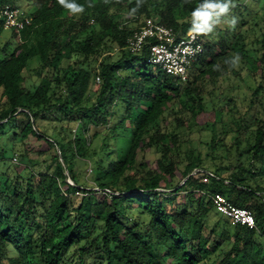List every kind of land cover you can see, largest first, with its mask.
<instances>
[{"label":"trees","instance_id":"trees-1","mask_svg":"<svg viewBox=\"0 0 264 264\" xmlns=\"http://www.w3.org/2000/svg\"><path fill=\"white\" fill-rule=\"evenodd\" d=\"M23 2L31 21L22 30H5L0 18V37L9 32L0 45V138L12 139L0 144V264H264V25L248 5L232 0L220 20L235 25L204 35L181 83L146 62L148 44L130 54L126 40L147 17L186 33L203 0H74L84 7L75 14L58 0H0V9ZM242 70L248 92L221 91L202 127L209 141L183 153L180 130L206 111L207 87ZM31 136L46 145L36 151L42 161L26 158ZM119 138L128 139L125 153ZM14 142L26 164L11 172ZM216 150L234 156L204 168ZM145 151L156 155L148 175L137 162ZM59 159L66 170L51 173ZM196 169L212 176L203 182ZM86 174L106 193L90 190ZM215 192L250 210L255 228L231 226L208 199Z\"/></svg>","mask_w":264,"mask_h":264},{"label":"built area","instance_id":"built-area-1","mask_svg":"<svg viewBox=\"0 0 264 264\" xmlns=\"http://www.w3.org/2000/svg\"><path fill=\"white\" fill-rule=\"evenodd\" d=\"M0 18L3 20L5 30L10 28L22 30L31 21L20 8L10 6L0 9ZM145 44H148L149 49L146 62L184 83L189 78L193 64L204 50V35H196L189 30L180 34L172 27L147 17L127 38L125 50L130 54H138ZM191 174L200 176L203 182H207L209 176H212L205 175L200 169L194 170ZM208 199L215 211L226 218L231 226L255 228L254 216L250 210L235 206L220 192L209 194Z\"/></svg>","mask_w":264,"mask_h":264},{"label":"rangeland","instance_id":"rangeland-1","mask_svg":"<svg viewBox=\"0 0 264 264\" xmlns=\"http://www.w3.org/2000/svg\"><path fill=\"white\" fill-rule=\"evenodd\" d=\"M240 2L245 3L246 5H248V7L251 10L252 14L256 15V19L259 21L260 25L263 26L264 25V0H240ZM22 11L24 14H26L25 12H28L30 10V5H28L27 3H21L20 5ZM226 24V22H224V20H221V24L217 25L216 27H223ZM129 25H133L136 26V22L134 21H130ZM9 32L5 33L3 37H0V45H3L6 41V37L8 36ZM38 66L36 61H33L30 66H29V70L24 71L23 74L27 75V73L29 71H31V69H34ZM246 70H242L241 73L238 76L235 77H231V80H221V79H213L212 80V84H210L207 87V93L204 95V103L207 107L205 112H201L194 120L195 125L192 121V123H190L189 125H185L183 128H181L180 130V142H181V151L184 152H188L191 149H198L199 148V142H206L209 141L210 139V134L208 132H205L204 130H202V127L205 123H212L213 122V105L214 103L217 104V101H219V93L222 91L223 94H226L227 96L233 94L235 95L236 93H239L240 91H245L248 92V85L251 84V80H244L243 79V75L245 74ZM96 83H98L97 79H96ZM239 106H242L241 103L238 104ZM244 107V106H242ZM242 111L244 110V108H241ZM226 111H228V109H226ZM223 130H226V124H222ZM11 137L7 136V137H1L0 138V144L3 145V143H7L9 144V146H11ZM30 145L32 146L33 149L28 150V155H27V159H30L31 161H42L43 159L46 158V155H40L38 156L36 151H41V152H45L46 151V145L44 142L39 141L37 139H35L34 137H30ZM228 140V138H227ZM127 144H128V139H118L117 140V146L118 148H120V153L122 152H126V148H127ZM202 146V145H201ZM14 152L11 151H7V155H6V162L9 163L10 165H12L13 167L11 168V172L12 170H17L20 171L21 169H23L24 165L26 164V158H19V156L21 154L25 153V149L24 147L20 144V143H16L14 142ZM35 149V150H34ZM206 151V148H204V146L202 147V154L204 155ZM234 156V151L231 150V154L225 153L223 150H216L211 152V154H209V156L205 157L204 156V162H203V167L213 171L217 166H222L225 167L228 165V158L232 159ZM14 158H16L14 160ZM155 159H156V155L152 152L149 151H145L144 152V156H142L141 153H139L137 162H145V168H144V175H148V171L150 169H153L156 167L155 164ZM49 163V162H48ZM61 168H59L60 166ZM6 165L3 163H0V171L5 169ZM15 167V168H14ZM60 169H64L63 163L60 161V159L58 161H54L51 164L50 167V172L51 173H58L60 171ZM87 167L85 165H81L79 166V171H84L86 170ZM88 172V169L86 170ZM66 174V172H65ZM224 176H227V173L223 174ZM81 178H84L87 180V187L90 190H94L97 192V194H102L104 191L100 190L95 184L94 181L92 180V178L89 177L88 174H86L85 177L81 176ZM67 181L69 183H71V180L69 178H67ZM182 183V181H181ZM180 183V184H181ZM80 197L78 198L77 201H80ZM182 201V198L180 196H177L176 198V203H179ZM262 201V200H260ZM82 206L83 208L86 210L88 207V199L83 195L82 197Z\"/></svg>","mask_w":264,"mask_h":264},{"label":"clouds","instance_id":"clouds-1","mask_svg":"<svg viewBox=\"0 0 264 264\" xmlns=\"http://www.w3.org/2000/svg\"><path fill=\"white\" fill-rule=\"evenodd\" d=\"M58 3L73 14L84 11V7L77 5L74 0H58ZM230 6H235L232 0H203V3L195 8L191 14V28L189 31L196 35L212 33L214 28L221 24L220 18L229 13ZM226 22L232 26L236 23L235 18ZM232 63L235 65V61Z\"/></svg>","mask_w":264,"mask_h":264},{"label":"water","instance_id":"water-1","mask_svg":"<svg viewBox=\"0 0 264 264\" xmlns=\"http://www.w3.org/2000/svg\"><path fill=\"white\" fill-rule=\"evenodd\" d=\"M63 166H64V169L66 170V166H65V164L63 163ZM70 184H72V183H70Z\"/></svg>","mask_w":264,"mask_h":264}]
</instances>
